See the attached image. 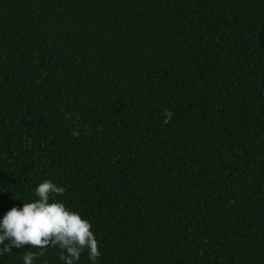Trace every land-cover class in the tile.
Returning a JSON list of instances; mask_svg holds the SVG:
<instances>
[{
  "label": "trees",
  "instance_id": "1",
  "mask_svg": "<svg viewBox=\"0 0 264 264\" xmlns=\"http://www.w3.org/2000/svg\"><path fill=\"white\" fill-rule=\"evenodd\" d=\"M45 180L96 264H264V0H0V220Z\"/></svg>",
  "mask_w": 264,
  "mask_h": 264
},
{
  "label": "clouds",
  "instance_id": "2",
  "mask_svg": "<svg viewBox=\"0 0 264 264\" xmlns=\"http://www.w3.org/2000/svg\"><path fill=\"white\" fill-rule=\"evenodd\" d=\"M164 115L163 123H170L173 113L166 110ZM72 135L78 137L80 133L73 131ZM65 191V187L45 180L35 189L38 199L23 203L22 208H11L0 220V245L3 246L0 255L25 246L37 248L38 253H23L24 264H34L38 256L44 255L49 247H58L62 264H78L85 251L92 264H96L101 252L99 242L91 230L92 225L57 199Z\"/></svg>",
  "mask_w": 264,
  "mask_h": 264
}]
</instances>
